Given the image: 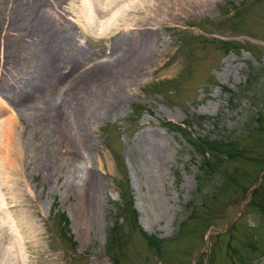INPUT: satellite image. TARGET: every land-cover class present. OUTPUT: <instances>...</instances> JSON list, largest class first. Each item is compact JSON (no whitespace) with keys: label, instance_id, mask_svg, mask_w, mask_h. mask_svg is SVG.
Wrapping results in <instances>:
<instances>
[{"label":"rangeland","instance_id":"374dc122","mask_svg":"<svg viewBox=\"0 0 264 264\" xmlns=\"http://www.w3.org/2000/svg\"><path fill=\"white\" fill-rule=\"evenodd\" d=\"M0 1V140L16 169L0 190V264H264V0L126 3L165 19L152 21L144 60L118 87L62 80L39 94L62 103L73 87L55 120L13 103L46 67L40 40L63 39L61 81L122 46L132 16L115 30L86 21L88 0ZM35 11L49 20L43 35Z\"/></svg>","mask_w":264,"mask_h":264},{"label":"bare ground","instance_id":"6f19581e","mask_svg":"<svg viewBox=\"0 0 264 264\" xmlns=\"http://www.w3.org/2000/svg\"><path fill=\"white\" fill-rule=\"evenodd\" d=\"M57 1V0H56ZM129 0H91V1H86L85 2V6L83 7V14L86 18V21H88L91 26L92 24L96 25L99 24L100 26H109L114 27L115 30L118 29V23L120 20H118V18L120 19V16H125V20L123 21V23H119L121 25H125V23L129 22L128 20V16H132V24H126L125 28L122 29L121 32H123V43L122 46H120L118 49L117 48H112L111 52L109 54H104L105 56L103 58H105V60H98L96 63H94L92 66L83 69L82 71H77L78 69H74V68H69L67 73L63 72V76L61 75V81H57L59 78V74L56 75L58 73L57 71V66H61L64 62L63 59L60 58L58 59L55 55L56 46L60 47V44H62L64 41L61 37L58 36V34H54V33H50L49 38L48 36L42 40H40V42L45 44V40L46 42H48L46 48H43L44 50H42L43 54H45L44 57V64H46V67H42L40 70H38L37 72V80L36 82H34V84H31V86L29 87V91H25L24 92V88L23 90H21V94L20 95H16L17 100H15L13 103L15 105V111L18 114H23V115H29V116H35L36 118L41 117V116H45V115H50L49 117L53 116L52 120H55V117L60 113L61 115H63V112L65 111L64 109L68 108L67 106L69 105L67 102L71 100H74L77 98V94H75L74 91H72L73 87L69 88V91H66V95L63 98L64 102L62 103H58L56 98H54V100L50 101H44L43 103H37L36 99L37 96H39V94H42L44 92H47L45 90L49 89H56L59 87L57 82H62V80H65V82L70 83L72 86H75L76 88L78 87H83L84 89L87 90V86H88V90H93L94 93H97L99 91H101L103 88H107V90L110 88L111 84H116L117 87L119 85H123L126 82L130 81L129 79L126 81L125 77H123V75H125L127 72H129L130 70L135 69L138 64L140 63V61H142V59L144 58V54L148 49L149 46V42L150 39L148 38V31L149 30H154V25L152 23L155 22L156 24H161L163 22H165L164 20V16L161 17L157 14H162V12H157L153 9H149V10H144L140 11V9H129L126 8V3L128 4H132V5H141L140 3L142 2H138V0H131V2H128ZM196 1V0H195ZM206 1V0H204ZM1 2V1H0ZM197 2V1H196ZM195 2V3H196ZM203 2V1H202ZM210 2H213L212 0ZM60 3V2H59ZM183 3V2H182ZM192 3V2H190ZM199 3V2H198ZM197 3V4H198ZM6 4V3H5ZM128 4V6H129ZM143 4V3H142ZM146 4V3H145ZM189 4V3H188ZM200 4V3H199ZM202 4V3H201ZM206 4V3H205ZM164 5V4H163ZM183 5V4H182ZM1 6V4H0ZM4 4H3V8H4ZM17 6V5H16ZM22 6V5H21ZM162 6V5H161ZM186 6V5H185ZM206 6V5H205ZM130 7V6H129ZM133 6H131L130 8H132ZM141 7V6H140ZM154 7V6H153ZM167 7V9L171 8ZM198 7V6H197ZM207 7V6H206ZM7 8V7H5ZM40 8V7H39ZM142 8V7H141ZM191 8V7H190ZM199 8V7H198ZM156 9V7L154 8ZM165 9V8H164ZM175 9V8H174ZM202 9V8H201ZM10 11L12 10V8L9 9ZM19 6L17 8L14 9L13 13L14 16L11 19L10 22H8V26L7 28L9 29L10 26H13L12 23L15 22V20H17V17L15 18V11L19 12ZM36 10H38L36 8ZM46 10V9H45ZM97 10V18H95V11ZM157 10V9H156ZM162 10V8H161ZM180 10V9H179ZM43 11V10H42ZM65 11V10H64ZM191 11V10H189ZM200 11V9H199ZM17 12V13H18ZM36 13L35 16L33 17L34 20V24L32 26V31L34 29L35 32H41L44 31L43 29L45 27H47L46 25H48V21L45 17L44 14H41L40 12L35 11ZM85 12V13H84ZM178 12V11H177ZM192 12V11H191ZM45 13V12H44ZM163 13H170L169 11H165ZM182 13V12H181ZM61 14V13H60ZM171 14V13H170ZM133 15H135V18L133 17ZM18 16V14L16 15ZM119 16V17H118ZM156 17H161L160 19L155 18ZM27 19V18H26ZM49 19V18H48ZM103 19V22L101 21ZM130 19V18H129ZM156 19V20H153ZM31 20V19H30ZM123 20V19H122ZM26 21V20H25ZM85 21V20H84ZM18 22V20H17ZM16 23H14L15 25ZM18 24V23H17ZM63 24V22H62ZM155 24V25H156ZM81 25V24H80ZM17 26V25H16ZM27 26V25H26ZM79 26V25H78ZM88 26V25H87ZM148 26H151L148 28ZM157 26V25H156ZM30 27V26H29ZM98 27V25H97ZM147 27V28H145ZM90 28V27H89ZM94 28V26H93ZM100 28V27H99ZM108 28V27H107ZM113 28V29H114ZM17 29V28H16ZM15 29V30H16ZM31 29V28H30ZM48 29V28H47ZM92 29V28H91ZM105 30V29H104ZM11 31V30H10ZM18 31V30H17ZM46 31V30H45ZM70 31V29H69ZM103 31V30H102ZM112 31V30H111ZM50 32V31H49ZM13 33V32H12ZM10 34V36H15L14 33ZM44 33V32H43ZM153 33V32H152ZM39 34V33H38ZM42 34V32H41ZM40 34V35H41ZM47 34V33H46ZM72 34V32H71ZM76 34V32H75ZM26 35V34H25ZM43 35V34H42ZM67 35V34H66ZM17 36V35H16ZM61 36V35H60ZM76 36V35H75ZM74 36V37H75ZM129 36V37H128ZM73 37V36H72ZM16 38V37H15ZM59 38V39H58ZM69 38V37H68ZM33 39V38H32ZM41 39V38H40ZM118 39V38H116ZM121 39V37L119 38ZM66 40V39H65ZM76 40H79L78 38ZM35 42V41H34ZM76 43V42H74ZM72 44V43H71ZM26 45V44H25ZM24 45V46H25ZM56 45V46H55ZM28 46V45H26ZM25 46V47H26ZM72 46V45H71ZM23 48V47H22ZM152 48V47H151ZM36 50V49H35ZM6 51V50H5ZM9 51V50H8ZM28 51V50H27ZM33 51V50H32ZM7 53V52H6ZM12 53V52H10ZM14 53V52H13ZM12 53V54H13ZM25 53V52H24ZM43 54H41L38 58V60L41 62V57L44 56ZM5 55V54H4ZM34 55V54H32ZM109 55V56H108ZM147 55V54H146ZM17 56V55H16ZM108 56V57H107ZM10 57V56H9ZM18 57V56H17ZM23 57V56H22ZM21 57V58H22ZM28 57V56H27ZM35 58V57H34ZM37 58V57H36ZM76 58V57H75ZM16 59V58H14ZM26 59V58H25ZM29 59V58H28ZM27 59V60H28ZM70 59V58H69ZM74 59V58H73ZM37 60V59H36ZM72 60V59H70ZM144 60V59H143ZM8 59L5 58L4 56L2 58H0V67L2 68L5 67L6 63H7ZM20 61V60H19ZM29 61V60H28ZM12 62V61H11ZM38 62V61H37ZM39 63V62H38ZM68 63V62H67ZM3 64V65H2ZM32 64V63H31ZM79 64V63H78ZM5 65V66H4ZM19 65V64H18ZM17 67H20L18 66ZM65 65L66 64L65 62ZM38 66V65H37ZM140 66V65H139ZM14 67V66H13ZM77 67V66H76ZM34 68V67H33ZM40 68V67H38ZM139 69V68H138ZM62 71V70H61ZM10 73V72H9ZM80 73V74H79ZM8 74V73H7ZM66 74V75H65ZM79 74V75H78ZM67 76V77H64ZM32 77V76H31ZM73 77V79H72ZM72 79V80H71ZM30 81V80H29ZM33 82V81H32ZM64 83V82H62ZM24 84V83H23ZM29 85V84H28ZM21 87V86H20ZM116 87V88H117ZM17 88V87H16ZM83 89V94L84 91ZM121 89V88H120ZM81 90V89H80ZM106 90V89H105ZM113 90H114V86H113ZM52 91V90H51ZM53 92V91H52ZM56 92V91H54ZM1 93H3V90L0 91V95ZM18 93V92H17ZM57 93V92H56ZM101 93V92H100ZM38 94V95H37ZM52 94V93H51ZM45 95V94H44ZM95 95V94H94ZM101 95V94H100ZM112 95V94H111ZM116 95V94H115ZM42 96V95H40ZM39 96V97H40ZM18 97V98H17ZM93 97V96H92ZM117 97V96H116ZM61 98V97H59ZM57 98V99H59ZM106 98V97H105ZM104 98V100H105ZM108 98V97H107ZM112 98V97H111ZM53 99V98H52ZM70 99V100H68ZM109 99V98H108ZM46 100V99H45ZM60 100V99H59ZM68 100V101H67ZM41 101V100H40ZM115 101V100H114ZM42 102V101H41ZM66 102V103H65ZM96 102V101H95ZM94 102V104H95ZM100 102V100H99ZM79 103V102H78ZM113 103V102H112ZM111 103V104H112ZM84 107V105H83ZM4 108V107H2ZM5 109V108H4ZM69 109V108H68ZM3 110V109H2ZM4 111V110H3ZM80 111V110H79ZM2 112V111H1ZM67 113V112H65ZM69 113V112H68ZM67 113V114H68ZM1 114V113H0ZM66 114V115H67ZM65 115V114H64ZM63 115V116H64ZM22 117V116H21ZM68 117V116H67ZM66 118V117H65ZM64 118V119H65ZM60 119H63L62 117ZM6 121V120H4ZM10 121V120H9ZM42 123V122H41ZM57 124L61 123V120H58L56 122ZM63 123V122H62ZM4 123L0 122V128L3 126ZM64 125V124H63ZM4 128V127H3ZM62 129V128H61ZM1 133V132H0ZM9 136V135H7ZM4 137V136H3ZM11 137V136H10ZM9 137V138H10ZM6 139H8L6 137ZM5 140V138H4ZM9 141V140H8ZM11 142V141H10ZM9 142V143H10ZM6 144L3 142V140H0V170H3V172L0 175V190H10V186L8 185V180L7 177L14 172V169L11 168H7V166L5 165L7 163V158H9L10 156L15 155L14 151L11 150H6ZM9 148V147H8ZM16 151V150H15ZM151 153L147 152L149 154V156H147L148 154H144L145 158H146V162L147 164H149L148 166L151 168H157L158 166V162H159V156H157V152L153 149H151ZM17 154V153H16ZM11 159V158H10ZM161 161V160H160ZM9 162V161H8ZM8 164V163H7ZM15 167V166H13ZM17 168V167H16ZM47 168V167H46ZM16 170V169H15ZM16 172V171H15ZM8 175V176H7ZM12 175V174H11ZM11 182V181H10ZM13 183V182H12ZM17 183V182H16ZM15 184V182H14ZM18 185V184H17ZM7 192V191H6Z\"/></svg>","mask_w":264,"mask_h":264},{"label":"trees","instance_id":"16d2710c","mask_svg":"<svg viewBox=\"0 0 264 264\" xmlns=\"http://www.w3.org/2000/svg\"><path fill=\"white\" fill-rule=\"evenodd\" d=\"M229 45H231V43H229ZM214 151V150H213ZM112 261L114 262V264H116V261L112 259Z\"/></svg>","mask_w":264,"mask_h":264}]
</instances>
